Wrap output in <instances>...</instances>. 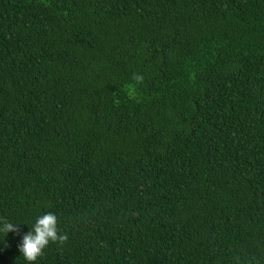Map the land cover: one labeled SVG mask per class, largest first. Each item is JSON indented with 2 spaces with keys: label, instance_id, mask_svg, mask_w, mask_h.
<instances>
[{
  "label": "trees",
  "instance_id": "1",
  "mask_svg": "<svg viewBox=\"0 0 264 264\" xmlns=\"http://www.w3.org/2000/svg\"><path fill=\"white\" fill-rule=\"evenodd\" d=\"M46 213L35 264H264V0H0V264Z\"/></svg>",
  "mask_w": 264,
  "mask_h": 264
},
{
  "label": "clouds",
  "instance_id": "2",
  "mask_svg": "<svg viewBox=\"0 0 264 264\" xmlns=\"http://www.w3.org/2000/svg\"><path fill=\"white\" fill-rule=\"evenodd\" d=\"M138 82L142 77L135 76ZM0 232L4 233L5 237L9 232H18V225L4 221L0 227ZM66 234H61L58 228V219L53 213H46L39 217L33 228L22 237V242L18 246V251L28 264L35 262L44 254V250L52 243L63 245L67 241Z\"/></svg>",
  "mask_w": 264,
  "mask_h": 264
}]
</instances>
